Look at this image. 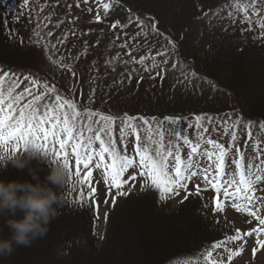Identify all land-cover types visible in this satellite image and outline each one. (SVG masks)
<instances>
[{
	"label": "rangeland",
	"instance_id": "374dc122",
	"mask_svg": "<svg viewBox=\"0 0 264 264\" xmlns=\"http://www.w3.org/2000/svg\"><path fill=\"white\" fill-rule=\"evenodd\" d=\"M89 1L37 0L36 6L30 7L32 17L24 18V23L33 31V36L38 33L36 41H39L42 46L39 48L34 46L23 53L19 51L21 43L14 44L7 49L1 45L0 48L13 53L12 58L18 60L23 57V62L5 61L6 58L2 55L0 56V69H11L18 75L33 73L43 77L49 83L56 85L62 94L72 96L78 103L104 115L123 116L127 113L130 116H155L156 114L160 116L173 113L177 117L183 114L200 113L199 115L211 116L217 112L216 108H228L235 111L239 109L245 113V116H248V103H256L259 88L248 87L246 91L236 92V97L234 93H231L232 96L229 97L228 88L230 87L228 86L235 84L238 78L233 72L227 70L225 65L221 66L224 58L230 56L234 50L235 53L242 55L239 58V61L242 59L239 65L249 69L254 65L250 64L252 62H248V59L257 61L261 55L260 44H255L253 51L245 50L240 53L242 48L255 40L253 37L256 36V33L247 29L246 22L243 24L240 22L247 13L236 10L237 4L247 3L248 0L234 3L235 7L231 16H229L230 11L219 9L225 0H126L128 5L120 2L121 8H129L133 17L126 21L123 30H119L120 27L116 25V12L119 5L115 2L110 3V0L106 2ZM5 3L6 7L0 5L1 9L6 10L5 8L10 7L8 2ZM78 3L79 7H77ZM105 4L109 5L107 9L104 7ZM21 5V3L17 5L18 8ZM70 5L71 7H69ZM23 10H27L26 6L23 7ZM206 10H210V14L204 15ZM36 13L40 15L39 20ZM97 15L101 17L100 21H96ZM252 19L255 21L257 17L253 16ZM153 23L156 25V30L151 27ZM5 24L3 21L0 22L1 42L13 34L7 32L9 28ZM253 27L254 24L252 29ZM224 28H229L230 34L221 37ZM157 31L162 35H158ZM169 37L179 45L178 49H174L169 43L167 39ZM165 49H167L165 56L156 55L157 51ZM180 49H183L182 53H179ZM229 50H231V54ZM142 56L145 58L144 62L139 63ZM166 56L169 60L165 65L167 69L165 73L164 68L160 66V60L165 59ZM192 59L197 61V70L202 74L203 79L192 75L193 66L189 67L185 65L186 63H181V60L190 63ZM173 64L176 65L175 68L172 67ZM158 72L160 75H157ZM211 79L216 80L223 88L221 93L213 92L215 88L210 83ZM141 81L144 82V85L141 84ZM22 88L23 85L21 89L15 91L22 90ZM89 97L92 98V103H89ZM98 120L99 117L94 116L89 121L87 114L82 113V119L77 126L79 127L80 123L84 125L90 123L95 130L104 124L103 121H100L99 124L96 123ZM233 121L235 120L226 117L223 119L213 118L211 123L207 120L199 123L208 128L210 139L218 140L228 146L233 143L238 145L240 140L246 141L243 140L245 139L243 134L240 139L237 137L236 141L231 140L230 133L232 131L244 130L239 126L233 128ZM134 123L142 124L140 121ZM197 123L194 126L191 125L188 130L191 134H184L186 132L183 134L195 140L198 133L202 131V129L196 128ZM120 126V120H116L114 126L111 124L118 141V148L122 147L119 143ZM147 127L144 126L142 129V135ZM154 127L156 128V125ZM164 127L174 128L171 125ZM226 128L228 133H225ZM254 129L256 131L255 142L264 148V128H260L259 125ZM85 135H88L86 131ZM165 138L168 139L167 136ZM96 143L98 144V142ZM238 147L242 149L240 145ZM245 151L248 152V148ZM95 179L100 188L97 189L98 196L95 197L99 205L98 211L95 206L91 205V211L97 217L94 220L97 226L93 230L96 235L92 234V231L90 234L91 223L85 217L77 218L76 215L73 218L74 214H72L66 219L62 216V220L66 223L69 222L68 224L72 227L81 225L76 232H74L75 228L72 230V227L66 231V234L70 232L72 236L76 234L79 249L86 252L87 250L84 248L92 246V243L95 242L96 249L100 250L102 243L107 239L106 232L121 229L112 227L108 230L105 213H109L115 205L112 202L113 197H115V203L120 199L121 195L117 194L119 191H128L131 188L132 192L128 198L119 201L113 212H125L128 223L122 222L120 226L130 224L128 229H133L128 231L133 234L130 237L132 239L130 243L134 244L124 247L122 253V248L118 249L121 258L114 264L122 262L123 264H139L137 260L140 259L139 256L143 257L142 253L145 248L156 247L162 250V253L166 252L171 245L178 241L179 237L184 240L182 233H185V225L182 226V224L187 222L190 216L198 220L211 210H208L201 200L200 204L196 201L189 202L192 198L184 202L186 200L184 194H179L174 202L165 203V205L156 204L157 198L150 191L146 192L147 198L145 199H143L145 196L133 197V193V195H137L148 188L145 186L142 190L141 185L144 184V181L136 180L135 183L133 181L122 189L111 188L109 193L103 176L96 175ZM73 183L75 187L82 186L83 189L86 187L78 181ZM259 186H262L260 190H264V183ZM76 194L79 196V191H76ZM106 198L107 203H104ZM124 201L127 202L123 203ZM160 206L161 208H159ZM157 209L167 216L165 220L153 217ZM112 213L110 212V214ZM180 214L182 215L180 216ZM215 216L220 223V228L224 225L227 232L230 229L229 226L237 229L243 228L241 219L245 217L244 213H230L224 207L223 211L217 212ZM207 221L202 218V222L207 226H210L212 221L215 223L216 219L208 218ZM83 223L86 227L82 226ZM252 227L249 226L248 229ZM138 229L141 230L140 233L137 232ZM139 237L146 238L144 241L149 245V247H143L142 253L140 252L141 246L138 247L137 239ZM185 237L194 241V244H198L194 238H188L186 234ZM77 243L75 244L77 245ZM108 254L110 256V253ZM249 256L248 252L243 253L231 264H264V251L256 254L254 259ZM30 264H35L32 258ZM98 264H105V262L100 260Z\"/></svg>",
	"mask_w": 264,
	"mask_h": 264
},
{
	"label": "snow or ice",
	"instance_id": "6c2138e0",
	"mask_svg": "<svg viewBox=\"0 0 264 264\" xmlns=\"http://www.w3.org/2000/svg\"><path fill=\"white\" fill-rule=\"evenodd\" d=\"M114 2L119 3L120 0ZM24 3L27 4L28 0H24ZM0 5L6 7L5 0H0ZM79 6L78 3L77 7ZM104 7L107 9L109 5L105 4ZM236 10L247 13L240 22L242 24L246 22L248 30H252L253 24L260 29L258 36L253 38L264 39V0H248L247 3L237 4ZM231 15L230 12L229 16ZM253 16L257 17L255 21L252 19ZM95 19L100 21L101 17L97 15ZM3 22L6 23V19ZM151 27L156 30L155 23ZM157 34L162 35L158 31ZM167 39L174 49L179 48L170 37ZM166 53L167 49L157 51L156 55L165 56ZM144 59L142 56L138 62L143 63ZM167 62V60L163 61L165 64ZM183 62L181 60V63ZM172 67L175 68L176 65L173 64ZM157 75L160 73L158 72ZM5 82L10 85L7 89L3 87ZM22 85V90L15 91L21 89ZM89 103H92L91 97ZM82 113L87 114L89 121L96 116L99 117L96 123L103 121L104 124L95 130L90 123L88 125L80 123L78 127ZM227 115L230 117L231 113ZM185 119L183 116L175 118L165 116L160 120L153 117L152 120L156 122L154 130L147 117L130 116L127 113L123 116L104 115L78 103L72 96L62 94L56 85L49 83L43 77L33 73L17 75L11 69H0V147L7 151V146L13 144L12 152L20 154L27 144L31 143L50 156L52 162H62L69 170V179L73 175L70 159H74L76 166L74 175L81 185L90 188L87 195L92 198V204L96 206L97 211L99 205L94 199L97 189L93 186L92 168L103 170L104 183L109 193L111 188L122 189L128 180L135 181L136 175L124 179L125 173L129 169L134 172L139 169L138 175L145 181L141 185L142 190L145 186L154 188L158 191L161 200L178 194L180 190H186L188 182L196 178L217 194L214 212L223 211L225 204L231 203L237 210L244 207L260 226H264V218H261L254 208L257 200L264 204V197H257L254 187L264 183V148L258 146V143L249 145L245 142L248 147V153L245 154L234 143L225 147V144L218 140L210 138L205 140L203 133H207L208 128L203 127L199 122L207 120L211 123L213 117L207 114L195 117L198 122L196 128L202 131L193 140L183 134L182 121ZM116 120L121 121L119 143L122 147L120 148L117 147L118 141L111 127V123ZM136 121L142 124L134 123ZM169 121L177 126L172 129L165 128L164 125ZM246 123L249 128L254 126L251 120ZM144 126L148 127L142 135ZM236 126L244 127L245 122L236 119L233 121V128ZM261 127L264 128V122H261ZM85 131L88 135H85ZM225 133H228L227 128ZM230 135L231 140L236 141V132L232 131ZM154 136L159 139H154ZM165 136L168 137L167 140ZM129 137L135 138L131 142L132 154L128 152ZM248 137L252 139L251 131L248 132ZM96 142L98 148L93 146ZM21 143L24 145L22 150L19 147ZM202 160L205 161L203 165ZM82 170L83 175H81ZM204 190L206 189H202L201 185L197 184L195 193L199 195ZM128 191H131V188ZM117 194L126 196L128 192L119 191ZM78 199L81 203L84 202L83 188ZM112 202L115 204V197ZM104 203H107V198ZM262 233L264 227L253 228L245 233L237 229L236 234L227 237L226 240L244 241L245 237L255 234L258 237L256 244L264 247V239L259 238ZM225 243L226 241L217 242L212 248H220ZM225 250L229 252L227 261L230 264L233 256H238L243 251V247L236 249L235 252L231 249ZM256 251L257 249L253 248V255ZM212 256V251H207L205 256L197 258L198 264H224L223 259L214 261Z\"/></svg>",
	"mask_w": 264,
	"mask_h": 264
},
{
	"label": "trees",
	"instance_id": "16d2710c",
	"mask_svg": "<svg viewBox=\"0 0 264 264\" xmlns=\"http://www.w3.org/2000/svg\"><path fill=\"white\" fill-rule=\"evenodd\" d=\"M33 1L34 0H28L29 6L27 7V9H29L31 5H34V3L32 4ZM120 2L128 5L126 0H123V1L120 0ZM120 2L118 4H120ZM128 12L129 13H125V10L122 11L119 9V11L116 13V16H117L116 25L120 27L119 30H123L125 28L124 25L126 21L130 17H133L129 9H128ZM28 15L30 16L32 15L30 14V11ZM17 20H19L18 16L16 20H14V22H17ZM24 27H25V31L28 32L26 23L22 24V21H21L17 23L14 31L17 32L18 29L24 28ZM222 30H223V34L222 36L220 35L221 37L223 36L225 37L230 34L229 28H224ZM259 31L260 29L257 28L256 25L254 24L252 32H254V34L256 33V36H258ZM30 37L31 36H29L25 42L21 38L19 39L12 38L11 41L9 39L7 40L5 39L2 41L3 43L0 41V46L2 45L3 47L7 49V48H10V46L14 44L18 45L19 43H21V49H19V51L25 53L26 51H28L29 48L32 49L34 47V44L29 43L28 41ZM256 40L257 39L249 42L251 43L249 44L250 46L247 45L245 48H242V51L240 52V53H243L245 52V50L253 51L255 50V44H260L261 47L259 49L261 51L260 52L261 55L259 56L257 61H255L254 59L253 60L248 59V62H252L250 64H253L254 67H251V69H249L247 67L246 68L242 67L241 64L239 65V63L242 62V59L239 61V58L242 55L238 54L237 52L235 53V50H234L235 48L233 49L234 51L232 54H231V50H229L231 55L226 57V59L224 58V62L221 64V66L225 65V68L233 72V74L238 78L236 81L237 83L235 82V84L228 86L230 87L228 88L229 97L232 96L231 93L232 94L234 93L236 97V92L246 91L248 87L249 88H253V87L259 88V91L257 94V97H258L257 101L256 103L255 102L248 103L249 109L247 112H248V117L258 120V121L259 120L264 121V39H258V41ZM182 52H183V49H180L179 53H182ZM2 55L5 56L6 58L5 61L11 60L12 62H15V63L23 62V57L18 59L19 60L18 61L17 59L12 58L13 57L12 52H6L2 48H0V56ZM183 63H186L185 65L189 67L193 66L194 67L193 73H195L199 79L204 78L202 74L198 72L199 70H197L198 63L195 59L194 60L192 59L190 63H188V61H185ZM163 68L166 73L167 69L165 67ZM210 83L212 87L215 88L213 90L214 93H217L218 91L219 93H221V89L223 88L220 86V84L216 82V80H212L210 81ZM141 84L144 85V82L141 81ZM216 109H217V112L215 113H221L224 111H228V108H224V109L216 108ZM239 114L240 115L242 114L245 116L244 112L241 113L240 111ZM8 147H9V150L11 149V152L9 154L13 153L12 148L14 147V145H12V147L11 145ZM19 147L22 150L24 148V145L21 143ZM22 152L23 151H21V153ZM70 164H71L72 173H74L76 166L73 164L72 159H70ZM101 171L103 172L102 169ZM41 176H43V173H41ZM0 178L23 179V178H26V174L22 172H17L16 170L9 167L7 170H0ZM76 179L77 178L74 175H72V178L69 179V182L62 189L58 190L61 196V199L63 201V204L59 208L58 216L49 225V230L46 233V235L34 241L33 244L29 247H23V246L16 247L15 250L11 253V255L0 256V264H30L31 258H32V261L35 262V264H98L100 260L104 261L105 264H114L119 261V258H121V254L118 252V249L122 248L121 249V253H122V250L124 249V247H126L127 245H131L132 243L130 242H132L131 241L132 239L130 237L133 236V234L128 232L129 229H131V228L128 229V226L130 224L126 226H124L123 224V226H120L122 222L128 223V218L125 217L126 216L125 212L123 211L113 212V209L118 203H116L110 210L111 213L113 212L112 214H110V212L107 213V219L105 220V222H106L108 230L112 227H117V228L120 227L121 229H114L112 232L107 231L106 232L107 239L105 242L102 243L100 250L96 249L97 245L95 246L94 244L95 242H93L92 246L88 248H84L87 250L86 252H84L83 250L78 248V245L75 244L77 242L76 234H74V236H72L70 232L69 234H66V231H68L69 228H71L72 226L68 224L69 222L66 223L64 220H62L63 217L64 219H66V217H69L72 214H74L73 218L76 215H77L76 216L77 218H80V216L85 217V219H87L88 222L91 223L89 227L91 226L94 227L93 221L96 218L91 212V210H89L91 202L88 201V195L86 194L87 192L86 188L83 189L84 202L81 203L79 201L78 198L80 196V192L83 187L74 186L73 181H76ZM76 191L77 192L79 191V196H77ZM134 196L138 197L136 195H133V197ZM145 198H147V196L144 197L143 199ZM127 201H124L123 203H126ZM189 202H192V201H189ZM155 211L156 212L153 215L154 218L156 217L158 219H163V220L167 218V216L163 214V212L159 211L158 209ZM181 215L182 214H180V216ZM202 218L205 219V221H207L208 219V217L206 216H203ZM202 218L201 219L199 218L197 220L193 216H190L188 221L182 224V226L185 225L184 227L185 233H182V237H184V240H181V237H179L178 241L174 243L173 245H171L168 248V250H166V252L164 253H162L163 251L157 249L156 247L144 249L143 248L144 246L149 247V245L145 243L144 241L146 238L139 237L137 239L138 247L139 245L141 246V249H140L141 253H142V249L144 250L142 253L143 257L139 256L140 259H138L137 262L139 264H167L168 261L176 260L179 255L185 257V254H187L188 256H191L192 254H195V251H198V249L199 250L203 249L204 247H206V245H209L211 242H214L216 240L217 241L221 240V236L224 233H226V231H222V228H219L216 225L214 226V223H210V226L204 225V222H202ZM115 224H118V225H115ZM80 226L76 225L72 227V230L75 228L74 232H76V230L79 229ZM82 226H85V224L83 223ZM155 230H153V232H156ZM140 231L141 230L139 229L137 230L138 233H140ZM90 232H91V229H90ZM185 234L188 238L189 237L194 238V240H196L195 242L198 244H194L193 243L194 241L189 240L190 238L187 239L185 237ZM8 236H9V231L7 227L4 225L3 219H0V238H7ZM179 249L180 251H178ZM108 253H110V256ZM121 264H123V262Z\"/></svg>",
	"mask_w": 264,
	"mask_h": 264
},
{
	"label": "clouds",
	"instance_id": "9594fccd",
	"mask_svg": "<svg viewBox=\"0 0 264 264\" xmlns=\"http://www.w3.org/2000/svg\"><path fill=\"white\" fill-rule=\"evenodd\" d=\"M9 167L26 178H0V219L9 231L7 238H0V256L46 235L63 204L58 190L69 182L68 168L31 143L20 154H0V170Z\"/></svg>",
	"mask_w": 264,
	"mask_h": 264
}]
</instances>
